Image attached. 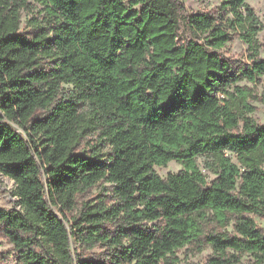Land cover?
<instances>
[{
  "label": "trees",
  "instance_id": "1",
  "mask_svg": "<svg viewBox=\"0 0 264 264\" xmlns=\"http://www.w3.org/2000/svg\"><path fill=\"white\" fill-rule=\"evenodd\" d=\"M185 9L0 0V173L18 198L0 236L19 264H180L188 245L213 250L190 264H264V123L240 84L264 75L263 22L220 0L184 38ZM234 35L245 61L218 52Z\"/></svg>",
  "mask_w": 264,
  "mask_h": 264
},
{
  "label": "rangeland",
  "instance_id": "2",
  "mask_svg": "<svg viewBox=\"0 0 264 264\" xmlns=\"http://www.w3.org/2000/svg\"><path fill=\"white\" fill-rule=\"evenodd\" d=\"M186 9L180 12V34L184 38L193 37L194 33L188 26L185 16L190 13L196 12H208L215 13L220 9V0H181ZM251 6L256 10L257 15L263 22V29L258 33L257 39L260 44V56L264 57V0H247ZM22 29H27L26 14L23 13ZM218 52L225 58L231 60H243L245 61L248 56V44L240 38L239 35L234 37L222 48L218 49ZM241 85H248L252 87L254 97L251 98L253 105L256 109L252 113V116L260 123H264V75L259 76L256 82H250L246 79L240 82ZM65 86L68 87L67 84ZM12 127L21 131L22 129L15 123L10 122ZM96 137V136H95ZM94 139V136L92 137ZM82 149L85 147V143L81 144ZM203 158H200L202 162ZM183 165L177 160H171L167 165H155V170L162 176L166 177L169 172H177L182 169ZM214 174L209 173V179H213ZM15 182L9 176L0 173V208H10L17 201V196L14 194ZM95 191V190H94ZM256 221L259 227L264 228V217H256ZM13 244L8 242L5 238L0 236V264H19L15 251L12 250ZM102 247L94 249L92 252H101ZM10 251V256L7 261H4L1 257L3 252ZM212 247L206 246L204 249L197 251L192 246H185L177 250V254L181 258L180 264H190L191 262L206 261L212 254ZM249 255H244V260L247 261ZM246 263V262H245Z\"/></svg>",
  "mask_w": 264,
  "mask_h": 264
}]
</instances>
